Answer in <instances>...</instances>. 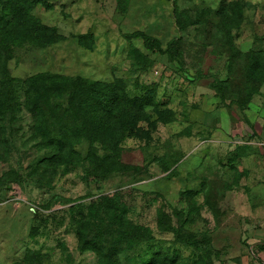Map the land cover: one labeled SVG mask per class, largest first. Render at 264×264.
Segmentation results:
<instances>
[{"label": "rangeland", "instance_id": "1", "mask_svg": "<svg viewBox=\"0 0 264 264\" xmlns=\"http://www.w3.org/2000/svg\"><path fill=\"white\" fill-rule=\"evenodd\" d=\"M37 3L58 41L15 47L7 62L16 99L0 110V264H254L264 0ZM47 73L119 83L146 104L137 132L115 153L96 144L94 161L82 140L77 161L58 164L26 104L29 80ZM80 219L103 240L115 231L117 261L82 245ZM128 226L145 241L127 242Z\"/></svg>", "mask_w": 264, "mask_h": 264}, {"label": "trees", "instance_id": "2", "mask_svg": "<svg viewBox=\"0 0 264 264\" xmlns=\"http://www.w3.org/2000/svg\"><path fill=\"white\" fill-rule=\"evenodd\" d=\"M37 4V0H7V5L0 9V110L15 107L12 102L16 95L13 96V82L7 76L6 67L13 49L28 42L47 46L58 41L57 34L39 25L32 14ZM142 38L148 49L160 46L157 38L146 35ZM26 104L38 117L36 128L46 148L55 152L53 158L58 164L76 162L79 155L75 146L82 140L90 145L91 161L96 159V144L102 145L104 150L118 152L124 138L137 132L146 105L128 96L124 87L116 82L90 81L80 77L71 79L49 73L29 80ZM84 221L87 220L78 221L82 245L92 244L100 259L117 261L123 249L115 248L108 240L115 231L103 228L104 231H99L102 235L107 232L103 240L98 233L89 232ZM125 237L132 245L146 239L143 235L138 236L131 226H128Z\"/></svg>", "mask_w": 264, "mask_h": 264}, {"label": "crops", "instance_id": "3", "mask_svg": "<svg viewBox=\"0 0 264 264\" xmlns=\"http://www.w3.org/2000/svg\"><path fill=\"white\" fill-rule=\"evenodd\" d=\"M253 185L264 188V179L257 181L256 184L253 183ZM253 185H251V187ZM259 205L261 206L256 208V212L253 216H250L248 220L249 224H251V227L247 228L248 234H250L253 242L255 243L253 246H255L256 248H259L261 246V248H263L262 250H258L257 254H255V259L253 258L254 264H264V201L262 200V198L260 199L259 197H257L255 206ZM248 261L249 259H247V263ZM243 263L246 264L245 260L243 261Z\"/></svg>", "mask_w": 264, "mask_h": 264}]
</instances>
